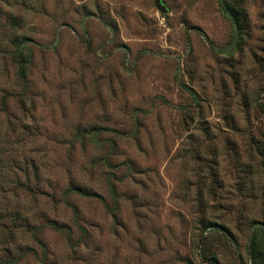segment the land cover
Wrapping results in <instances>:
<instances>
[{
	"label": "rangeland",
	"instance_id": "374dc122",
	"mask_svg": "<svg viewBox=\"0 0 264 264\" xmlns=\"http://www.w3.org/2000/svg\"><path fill=\"white\" fill-rule=\"evenodd\" d=\"M163 1L0 0V203L36 227L17 264H253L264 0Z\"/></svg>",
	"mask_w": 264,
	"mask_h": 264
},
{
	"label": "trees",
	"instance_id": "16d2710c",
	"mask_svg": "<svg viewBox=\"0 0 264 264\" xmlns=\"http://www.w3.org/2000/svg\"><path fill=\"white\" fill-rule=\"evenodd\" d=\"M15 51L13 52V56L16 59H21L23 64L21 65L20 72L25 76V55L22 52L21 47L17 48ZM1 102L3 107H6L5 97L2 98ZM0 177H5L3 171L0 172ZM0 187H3L2 184H0ZM29 225H31L30 222L27 219L21 218L19 211L16 210L12 212V210H9L0 203V264H17L30 250L29 247L15 242L16 228L27 229L26 232L31 230L30 235L35 238L34 233L36 227H30ZM14 252L18 255L15 256ZM250 255L253 264H259V262L264 261V243L263 245H260L259 248L251 243Z\"/></svg>",
	"mask_w": 264,
	"mask_h": 264
},
{
	"label": "water",
	"instance_id": "95a60500",
	"mask_svg": "<svg viewBox=\"0 0 264 264\" xmlns=\"http://www.w3.org/2000/svg\"><path fill=\"white\" fill-rule=\"evenodd\" d=\"M156 8L162 12L166 13L168 11V8L166 7L165 3L163 0H154Z\"/></svg>",
	"mask_w": 264,
	"mask_h": 264
}]
</instances>
